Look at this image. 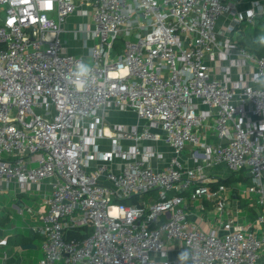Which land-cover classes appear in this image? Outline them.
<instances>
[{"label":"built area","instance_id":"built-area-1","mask_svg":"<svg viewBox=\"0 0 264 264\" xmlns=\"http://www.w3.org/2000/svg\"><path fill=\"white\" fill-rule=\"evenodd\" d=\"M73 15L92 19L75 32L94 42L88 56L62 44ZM263 17L264 0H0V195L44 192L31 228L38 264H178L166 250L174 241L191 264H264V86L254 80L264 55L233 40ZM78 61L93 67L84 91L69 79ZM112 107L146 124L109 126ZM211 123L216 145L202 141ZM155 130L173 151L162 168L150 162ZM189 144L203 147L207 165L250 180L255 226L239 223L227 186L211 188L202 165L184 164ZM153 192L151 202L124 203ZM187 200L215 207L209 230L190 219ZM85 227L87 237H68Z\"/></svg>","mask_w":264,"mask_h":264},{"label":"crops","instance_id":"crops-1","mask_svg":"<svg viewBox=\"0 0 264 264\" xmlns=\"http://www.w3.org/2000/svg\"><path fill=\"white\" fill-rule=\"evenodd\" d=\"M248 4H245L243 9H247ZM80 20H83V17H80L79 15H73L69 18L68 23L65 25L67 32H71L73 36L76 37V29H72L73 27L78 24ZM85 20V19H84ZM227 23V19L224 18L220 21L219 27L221 28L223 24ZM240 32L237 31V33L233 34V36L239 35ZM88 36V35H87ZM81 35L78 34V38L72 37V41L67 43V49L70 54L74 56H88L89 54V48L94 44L90 40V36L87 37L89 42H83L81 40ZM78 39V40H75ZM108 124L109 126L114 125H124L129 129H132L134 126L139 125L141 128L146 124L144 120H139L137 115L134 112L131 111H124L121 109H117L115 107L110 108L108 113ZM210 127H212L209 131H202L201 135L202 137H206V139H203L202 141H205L209 145H216L220 142V140L217 138L213 123L210 124ZM158 134H160L161 139L153 144L154 148L157 151V157L151 159V165L154 168H162L167 165L170 158L173 155L172 148L164 141L163 138V132L160 130H155ZM101 148L103 150H108L110 140L106 139L99 142ZM125 145H129V143H124ZM205 158V152L203 150V147L200 145L195 144H189L185 151L182 154V160L184 164H186L190 168H196L199 165H202L204 167V173L209 177L210 184L217 183L216 180L219 181V179H222L224 174H227L228 178L231 176V173L225 164L223 163H213L210 166L207 165V163L203 160ZM102 163V161H95L93 162V165H97ZM236 177V176H235ZM226 178V179H228ZM236 177V180H234L231 184V186L228 187L230 198L228 200L229 202V208L233 213H238L239 217V223L242 225H254L256 224V218L258 215L259 206L257 204L256 196L250 195L248 196L243 192L242 189L238 188L240 184L244 181L238 180ZM245 178V177H244ZM247 178V177H246ZM245 181L250 182V180L246 179ZM236 183V185H234ZM239 185V186H238ZM44 189H50V181L44 182L42 185ZM45 191V190H44ZM239 192V193H238ZM156 193V192H154ZM150 194L146 196L147 202H151L152 200H155L153 198V194ZM13 195V201H14V208H23L27 209L28 207L32 208L35 213L30 214L29 212L25 211L22 215H24V221L26 222V227L28 225V228H25L24 226L19 228L14 223H9L11 226L3 227L0 226V240L5 238L7 239V245L4 247L0 246V264H38L39 260L43 257L42 250L38 252L39 247L41 246V238L35 237L32 232L31 228L38 226L41 224V221L38 219V210L41 206V199L43 198L44 192H35L33 195L28 194H17L14 195L12 193H7ZM157 198V193H156ZM28 200V202H26ZM33 203L34 205H32ZM187 204L190 206L189 213H190V219L193 222H197L202 225V227L205 230H209L210 228V221L213 223L217 218V211L215 207L208 203H203L205 206V210L203 211L200 209V205L202 204L201 200H198L197 202H190L187 200ZM240 211V212H239ZM4 214V213H3ZM212 214L214 216L212 217ZM8 215V214H5ZM27 216V217H26ZM201 216H206L207 219L205 222H201ZM13 218V216H10ZM19 222V219H16V222ZM7 223V222H6ZM22 226V225H21ZM18 228V229H17ZM24 228V230H23ZM30 228V230H29ZM30 231L29 234H27V231ZM25 234L29 237V240L27 241V244L23 246H30L28 249H24L22 245H14L12 238H14L17 234ZM11 240V241H10ZM10 241V242H9ZM183 242L180 241H174L167 245L166 250L168 251V259L171 261L177 260L178 253H180L184 249ZM36 250L37 253H31L26 255L24 251H31ZM34 254V255H33ZM6 257V259H5ZM261 260L264 261V251L261 254Z\"/></svg>","mask_w":264,"mask_h":264},{"label":"trees","instance_id":"trees-1","mask_svg":"<svg viewBox=\"0 0 264 264\" xmlns=\"http://www.w3.org/2000/svg\"><path fill=\"white\" fill-rule=\"evenodd\" d=\"M241 1L249 3V2L255 1V0H241ZM237 30H238V32H240V34L237 36H233V40L236 41L238 45L246 47L248 49V51L253 52L254 54H256L259 57L264 55V48H261V47L253 44L254 37L256 35H258L260 32L264 31V17L257 19V21L254 25H250V24H247L244 22L239 26V28ZM123 47H124V42L122 40L117 42L116 50L118 53H120L122 51ZM235 176H236L235 174H231V176L228 179H219V181L217 183L209 184V186L213 189H216L219 185H225V186L229 187V186H231L232 182L234 180H236ZM246 179H248V178H246V177L245 178L244 177L238 178V180H240V181H245ZM124 203L126 205L138 204V197L135 196V197L127 200ZM8 219H9L8 216L0 214V226L8 227V225L6 223L8 221ZM9 226H11V224H9ZM90 234H91V229L88 227H85V228H78L76 230L69 231L68 237L70 239H72V238L83 239ZM12 239H14L13 240L14 245L20 244L23 246V245L27 244L29 237L25 234L20 233V234H17Z\"/></svg>","mask_w":264,"mask_h":264},{"label":"rangeland","instance_id":"rangeland-1","mask_svg":"<svg viewBox=\"0 0 264 264\" xmlns=\"http://www.w3.org/2000/svg\"><path fill=\"white\" fill-rule=\"evenodd\" d=\"M84 23L91 24V26L93 27V22H92V19L91 18H83V20H80L78 22V24H76V26L73 27L72 29L73 30L76 29L77 31H80L82 29ZM72 37H73V39L74 38H78V34L76 35V37L73 36L71 32H69V33L67 32L66 34H62L61 35L62 44L64 46H67V43L68 42H71L73 40ZM87 37H88L87 35H81L80 38H81V40L83 42H89V40L87 39ZM75 40H78V39H75ZM226 178H228V176H227V174H224V176L222 177V179H226ZM234 185H236V183ZM249 185H250V182L244 181V182H242L240 184V186L238 185L239 186L238 188L242 189L243 192H244L249 187ZM152 196H153L154 199H156V193H154ZM142 199L145 200L146 198L139 197L138 198V202L142 201ZM41 201H42V199H41ZM26 202H28V200ZM14 204L15 203L13 201V195H11V194H1L0 195V214H2V215L8 214V215H6V216L9 217V219L7 221V225L8 226H9V223H14L17 227H19V228L21 227V229H22L23 226L25 228H28V225L26 227V222L24 221V218H25L24 215L27 214V213H25L24 215H22V213L19 212L18 209H15L14 208ZM31 204L34 205L33 203H31ZM10 216H13V218H11ZM213 216H214V214H212V217ZM16 219L17 220L19 219V222L18 221L16 222ZM23 230H24V228H23ZM29 230H30V228H29ZM29 230L27 231V234H29V232H30ZM31 232H32V234L35 237H39L32 230H31ZM39 251H41V246L39 247L38 252ZM24 252L26 253V255L31 254V253H37L36 250L35 251L34 250H31L29 252L28 251L27 252L24 251Z\"/></svg>","mask_w":264,"mask_h":264},{"label":"clouds","instance_id":"clouds-1","mask_svg":"<svg viewBox=\"0 0 264 264\" xmlns=\"http://www.w3.org/2000/svg\"><path fill=\"white\" fill-rule=\"evenodd\" d=\"M247 14L251 16L253 13L249 10ZM253 44L264 48V31L254 37ZM92 72L93 67L89 62L78 61L69 74V79L73 87L78 91H84L88 86ZM254 80L258 85L264 86V73L257 74ZM193 258V253L189 249L184 248L178 253L177 261L178 264H191Z\"/></svg>","mask_w":264,"mask_h":264},{"label":"water","instance_id":"water-1","mask_svg":"<svg viewBox=\"0 0 264 264\" xmlns=\"http://www.w3.org/2000/svg\"><path fill=\"white\" fill-rule=\"evenodd\" d=\"M23 248H24V249H28V248H30V246H23Z\"/></svg>","mask_w":264,"mask_h":264},{"label":"snow or ice","instance_id":"snow-or-ice-1","mask_svg":"<svg viewBox=\"0 0 264 264\" xmlns=\"http://www.w3.org/2000/svg\"><path fill=\"white\" fill-rule=\"evenodd\" d=\"M49 6H50V0H49Z\"/></svg>","mask_w":264,"mask_h":264}]
</instances>
